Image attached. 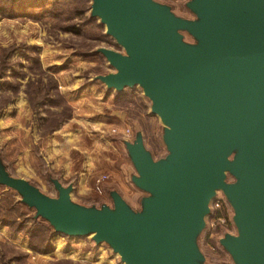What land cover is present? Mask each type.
<instances>
[{"label":"water","instance_id":"water-1","mask_svg":"<svg viewBox=\"0 0 264 264\" xmlns=\"http://www.w3.org/2000/svg\"><path fill=\"white\" fill-rule=\"evenodd\" d=\"M186 7L193 18L158 0L91 2L90 17L125 49L96 50L115 71L95 79L117 93L140 86L163 123L162 157L139 129L124 141L143 193L138 208L116 189L111 203L74 201V184L59 178L50 196L14 176L1 151L0 184L55 233L93 234L126 264H211L199 241L221 191L237 228L218 239L221 248L234 264H264V0Z\"/></svg>","mask_w":264,"mask_h":264},{"label":"rangeland","instance_id":"rangeland-1","mask_svg":"<svg viewBox=\"0 0 264 264\" xmlns=\"http://www.w3.org/2000/svg\"><path fill=\"white\" fill-rule=\"evenodd\" d=\"M158 1L172 5L179 16L194 17L186 7L188 0ZM88 2L54 0L38 20L0 13V60L4 50H11L7 51L9 82L0 89V151L14 176L26 174L50 196H56L51 178L60 179L53 165L66 166L70 156L72 169L59 172L66 176L61 179L64 184L76 186L74 201L111 203L109 190L116 189L138 208L143 193L131 182L135 169L124 141L133 140L139 129L155 158L162 157L166 154L163 123L150 113L151 102L140 86L126 88L118 96L95 79L115 71L96 50L105 47L125 53V49L106 35L105 27L101 37L96 23L87 24L92 1L87 6ZM186 39L192 40L189 35ZM12 84L16 91L10 90ZM22 101L26 113L20 108ZM71 136L75 142H70ZM19 199L17 192L0 184V264H126L107 242L97 243L93 234L53 231L51 241L40 238L43 245L33 248L31 235L39 234L30 221L49 224L34 219V211ZM211 209L199 241L206 263L234 264L218 240L225 232L237 234L233 210L221 191Z\"/></svg>","mask_w":264,"mask_h":264},{"label":"trees","instance_id":"trees-1","mask_svg":"<svg viewBox=\"0 0 264 264\" xmlns=\"http://www.w3.org/2000/svg\"><path fill=\"white\" fill-rule=\"evenodd\" d=\"M54 0H0V13L4 16L10 17V18H24V19H34L38 20L42 17L43 13L49 10L48 8H51L53 5ZM92 0H89V2ZM87 3L88 4L90 3ZM96 23L98 28L102 30V36L103 37V29L104 26L101 23H98L96 18H88L87 19V24H92ZM7 51H11L10 48L4 50L3 55H2V60H0V89L5 87V82L8 81V67H10V63L8 61V53ZM57 86L55 85L54 88ZM17 85H11L10 90L16 91ZM123 93L117 94L118 96H121ZM119 97H117L118 99ZM11 171V170H10ZM13 174V172L11 171ZM67 184V183H66ZM52 192L56 193V190L54 188V185H52ZM53 194V193H52ZM19 204L17 201L15 202V205ZM23 204V203H22ZM21 213V212H20ZM219 214V213H218ZM29 219H25V221H28ZM24 221V219H23ZM42 221V220H41ZM46 222V221H45ZM31 224H33L35 227H31L33 230L38 229V234H32V239L33 241V248L38 247L39 245H43L42 241L40 238H47L49 241H51L53 237V231L54 229L49 225H43L40 220H31ZM34 235V236H33ZM38 236V237H36ZM221 254H224L220 252ZM217 259V258H216ZM218 261L220 259H217Z\"/></svg>","mask_w":264,"mask_h":264},{"label":"crops","instance_id":"crops-1","mask_svg":"<svg viewBox=\"0 0 264 264\" xmlns=\"http://www.w3.org/2000/svg\"><path fill=\"white\" fill-rule=\"evenodd\" d=\"M20 108L22 109V111L23 112H27V108H26V105H25V103H24V101H22V104H21V106H20ZM11 113V112H10ZM23 115H24V113H22V117H23ZM11 122V121H10ZM65 132V131H64ZM68 137V136H67ZM72 137H74V136H71L70 138V142H75L76 140L75 139H73ZM67 141V140H66ZM56 143L57 144H59V142H58V140H57V138H55L53 141H52V145L55 147V149H56V146H58V145H56ZM64 143H66V142H64ZM65 146H66V144H64ZM5 151V150H4ZM5 153V152H4ZM66 161H67V165L66 166H63L62 165V167H61V163L60 162H58L57 163V165H53L54 167H55V171H56V173L59 175V177H60V179H62L63 181H64V179H66V176H64V174L62 173V174H60V172L59 171H62V169L61 168H64L66 171H70L71 169H72V166H73V160H72V158L70 157V156H68L67 158H66ZM63 172V171H62ZM21 176H23V177H25V178H27L28 176L26 175V174H20ZM29 179V178H28ZM76 188V186H74V189Z\"/></svg>","mask_w":264,"mask_h":264},{"label":"built area","instance_id":"built-area-1","mask_svg":"<svg viewBox=\"0 0 264 264\" xmlns=\"http://www.w3.org/2000/svg\"><path fill=\"white\" fill-rule=\"evenodd\" d=\"M104 180V179H103Z\"/></svg>","mask_w":264,"mask_h":264}]
</instances>
